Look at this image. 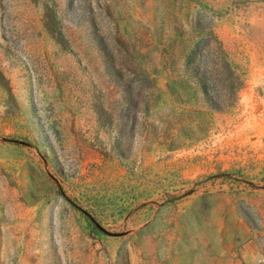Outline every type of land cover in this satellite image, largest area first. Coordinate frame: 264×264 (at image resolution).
Segmentation results:
<instances>
[{
	"label": "rangeland",
	"instance_id": "rangeland-1",
	"mask_svg": "<svg viewBox=\"0 0 264 264\" xmlns=\"http://www.w3.org/2000/svg\"><path fill=\"white\" fill-rule=\"evenodd\" d=\"M0 264H264V0H0Z\"/></svg>",
	"mask_w": 264,
	"mask_h": 264
}]
</instances>
